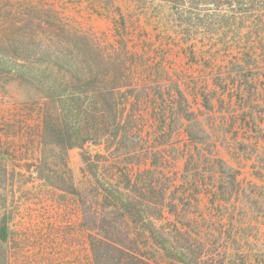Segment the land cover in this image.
Masks as SVG:
<instances>
[{"label": "trees", "instance_id": "16d2710c", "mask_svg": "<svg viewBox=\"0 0 264 264\" xmlns=\"http://www.w3.org/2000/svg\"><path fill=\"white\" fill-rule=\"evenodd\" d=\"M80 1L112 21L111 42L48 0H0V264H63L44 240L77 243L74 264H264L219 155L235 153L237 104L256 146L264 135V0H124L142 2L139 24L157 11L141 39L119 0ZM41 206L78 211L73 242L22 222Z\"/></svg>", "mask_w": 264, "mask_h": 264}, {"label": "rangeland", "instance_id": "374dc122", "mask_svg": "<svg viewBox=\"0 0 264 264\" xmlns=\"http://www.w3.org/2000/svg\"><path fill=\"white\" fill-rule=\"evenodd\" d=\"M53 6L61 13V15L70 21L73 25L82 31L92 34L101 42H111L113 40L112 21L107 16L94 13L88 7H86L85 1L80 0H48ZM123 5V12L126 14L127 25L130 30H136V27L142 26L148 31L152 32L155 36L156 28H152L147 21H152V17L157 14L155 10H149L152 13L151 18L148 20L141 19L138 23V17L140 15V9L143 6L142 2H124L119 0ZM125 4V5H124ZM154 26V23H153ZM162 28V27H161ZM136 33V31H135ZM139 35V36H138ZM137 38L141 39L140 33H136ZM170 53V52H168ZM168 65L176 71H190L194 72L190 65L186 62L185 58L176 52H172L168 57ZM173 71V70H172ZM196 103V102H195ZM192 103L193 105L195 104ZM237 115L235 118V129L232 130L231 138L234 139L235 153H229L224 149H220L219 155L225 161L229 162L238 172V190L236 197L234 198L235 209L238 221L242 219L243 209L247 210L246 222L249 221L254 225L257 230H254L253 236L263 240L264 236V213L260 212V209L264 206V135L262 134L259 146H256L253 142L258 136L255 134L254 127L251 122L244 119H250V115L254 113V110L250 109L247 113H243L241 106L237 104ZM263 106L255 109V113H264ZM260 111V112H259ZM217 119L220 121V116L217 114ZM210 118H205V122H209ZM232 120V119H230ZM234 120V119H233ZM244 121V122H243ZM247 121V122H246ZM264 133V127H263ZM230 135V134H229ZM84 150L90 153H97L100 151L98 147L87 144ZM67 163L72 175L77 180L80 177V171L82 168L81 150L73 149L68 152ZM253 187H260L261 189H254ZM22 212L33 213L31 219L24 217L22 222L30 223L34 226V229H38L48 239L49 235L54 231L62 232L63 237H66L70 241H74L73 230L76 222H78V211L72 207L67 208H55L53 206H41L23 208ZM32 220V221H31ZM241 224L245 221L241 220ZM57 227V228H56ZM77 232V231H76ZM68 234V235H67ZM44 240V239H43ZM41 247L44 249V253H50L48 248L53 249L55 255L54 259H59L60 255H64L62 263L74 264L73 258L79 252L77 243L75 246L71 245L68 249H59L58 247H52L47 244ZM87 250L82 249V252ZM86 254V252H85ZM50 255H52L50 253ZM68 257V258H67ZM48 258H51L50 256ZM55 262V260H54Z\"/></svg>", "mask_w": 264, "mask_h": 264}]
</instances>
